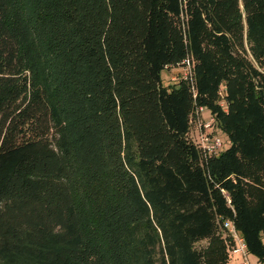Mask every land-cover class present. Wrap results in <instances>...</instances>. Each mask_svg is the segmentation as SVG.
<instances>
[{
    "label": "trees",
    "instance_id": "16d2710c",
    "mask_svg": "<svg viewBox=\"0 0 264 264\" xmlns=\"http://www.w3.org/2000/svg\"><path fill=\"white\" fill-rule=\"evenodd\" d=\"M226 222L264 262V0H0V264H228Z\"/></svg>",
    "mask_w": 264,
    "mask_h": 264
},
{
    "label": "rangeland",
    "instance_id": "374dc122",
    "mask_svg": "<svg viewBox=\"0 0 264 264\" xmlns=\"http://www.w3.org/2000/svg\"><path fill=\"white\" fill-rule=\"evenodd\" d=\"M246 45L249 44V40L245 39ZM180 67L178 66H168L165 69H162L161 71V76L163 78L164 83H171L172 81L175 80V78L178 77L179 71H180ZM182 73H186L185 69H182ZM200 116L198 115L197 119L192 123L191 125V132L190 134L192 135V137L196 138L199 140V136H200V131H202L203 133H209L211 132V135L216 136L219 138L220 144L219 146H217V150H220L222 147H224L225 145L228 144V137L226 135V133L221 130L219 127H217L214 123H212V120L210 119V110L207 107H203V109L200 111ZM211 122L210 126H206L204 127V125L202 124L203 122L208 123ZM199 142L201 143V141L199 140ZM206 244V241L203 240L200 242V245L203 246ZM214 245H210L208 248L210 249V251H212V247ZM216 247V245H215ZM217 248H220V246H218ZM212 253H215L214 249L212 251ZM224 253L226 255H229L230 253H228V250L226 249L224 251ZM209 257V255H208ZM242 259L239 255L234 254L233 255V259L230 258L229 256L227 257V263L228 264H238L237 262ZM247 259L249 260V264H264V262L258 261L257 256L251 252L248 253Z\"/></svg>",
    "mask_w": 264,
    "mask_h": 264
},
{
    "label": "built area",
    "instance_id": "2783aa9c",
    "mask_svg": "<svg viewBox=\"0 0 264 264\" xmlns=\"http://www.w3.org/2000/svg\"><path fill=\"white\" fill-rule=\"evenodd\" d=\"M187 69H188V64H187ZM202 106L199 107L198 112L201 113L200 111L202 110ZM200 116V114H199ZM212 120V118L210 117ZM204 127L210 126L211 122L208 121V123L203 122L202 123ZM199 140L201 141V145L205 148V150L209 152H217V146H219L220 141L219 138L216 136H213L209 133H203L200 131V136ZM229 227V232L231 233L233 239H234V245L232 247V251L234 253H239L243 256V258L238 262V264H249V260L247 259V253H246V243L242 236L238 233L236 228L232 225L229 224L228 222L225 223Z\"/></svg>",
    "mask_w": 264,
    "mask_h": 264
},
{
    "label": "bare ground",
    "instance_id": "6f19581e",
    "mask_svg": "<svg viewBox=\"0 0 264 264\" xmlns=\"http://www.w3.org/2000/svg\"><path fill=\"white\" fill-rule=\"evenodd\" d=\"M235 254H237V255H238L239 253H235Z\"/></svg>",
    "mask_w": 264,
    "mask_h": 264
}]
</instances>
